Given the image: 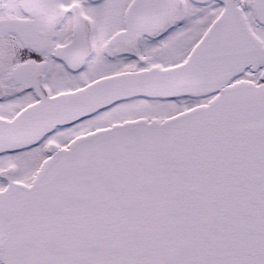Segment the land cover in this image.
I'll return each mask as SVG.
<instances>
[{"label": "snow or ice", "instance_id": "6c2138e0", "mask_svg": "<svg viewBox=\"0 0 264 264\" xmlns=\"http://www.w3.org/2000/svg\"><path fill=\"white\" fill-rule=\"evenodd\" d=\"M0 264H264V0H0Z\"/></svg>", "mask_w": 264, "mask_h": 264}]
</instances>
